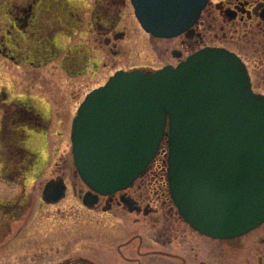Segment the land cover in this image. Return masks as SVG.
<instances>
[{
	"label": "water",
	"instance_id": "95a60500",
	"mask_svg": "<svg viewBox=\"0 0 264 264\" xmlns=\"http://www.w3.org/2000/svg\"><path fill=\"white\" fill-rule=\"evenodd\" d=\"M210 0H131L141 26L174 38L198 22ZM168 137V179L180 216L214 239L264 224V95L246 65L224 48H203L177 66L120 70L88 94L72 128L74 162L89 187L83 203L131 187ZM49 181L48 203L66 196ZM131 212L136 200L123 195ZM148 212V211H146Z\"/></svg>",
	"mask_w": 264,
	"mask_h": 264
},
{
	"label": "flooded vegetation",
	"instance_id": "af4514ba",
	"mask_svg": "<svg viewBox=\"0 0 264 264\" xmlns=\"http://www.w3.org/2000/svg\"><path fill=\"white\" fill-rule=\"evenodd\" d=\"M124 3L126 0H94L93 6L88 7L83 0H0V55L15 66L39 68L60 57L61 36L68 37L88 25L86 33H92L96 50L105 52L107 56L101 63L105 68H114V64L109 65L108 56L120 53L118 42L127 36L126 31L118 27L122 19L121 4ZM85 15L90 17L88 24H84ZM192 31L191 36L188 31L180 35L184 39L180 43L181 49L171 51L173 59L183 61L190 48H194V52L209 47L227 49L246 65L254 92L264 95V0H210ZM103 46L109 48L107 53ZM84 53L83 50L70 49L63 56V67L71 77L82 75L90 66L92 58ZM92 64L98 67L100 63L94 61ZM140 68L153 71L134 66L118 68L113 74L119 70ZM5 88L0 91V163L3 176L16 182L31 173L36 174L44 166V149H47V136L53 123L47 114V97V102H42L33 97L32 92H26V99L17 98L11 94L13 90ZM39 101L42 108L38 106ZM57 114L63 127L70 126L71 138L73 124L70 120H61L63 115L60 112ZM162 160L159 153L133 188H141L148 178L155 179L161 171ZM56 179L65 181L61 176ZM156 183L163 184L159 180ZM128 191L107 197L108 204L83 205V208L104 214L114 212L116 208L129 213H150L149 208L144 209L140 204V211L131 212L117 201L118 195L120 198L122 195L129 196ZM81 192L80 188L76 190L78 194ZM14 197V200H0V264H95V259L86 252L98 254L109 248L108 240L96 242L97 239L88 237L87 234L92 233H87L84 225H79L82 223L65 221L63 225H57L50 219L35 220L43 218L45 212H52L51 206L56 205L47 202L29 204L26 189H21ZM115 201L117 205H114ZM59 211H62L61 208ZM72 228L84 230L75 238L71 236ZM56 240L61 246L54 245ZM260 240L264 241V238L260 237ZM131 242L128 240L119 244L118 252ZM259 256L258 261L264 264V255Z\"/></svg>",
	"mask_w": 264,
	"mask_h": 264
},
{
	"label": "rangeland",
	"instance_id": "374dc122",
	"mask_svg": "<svg viewBox=\"0 0 264 264\" xmlns=\"http://www.w3.org/2000/svg\"><path fill=\"white\" fill-rule=\"evenodd\" d=\"M83 1L88 7L93 6L94 0ZM121 7L122 19L118 27L119 30L126 31L127 36L118 42L120 53L113 57L108 56L109 65L114 64V68L110 66L105 68L101 63L107 56L105 57V52L96 50L92 33H86L88 25L68 37L61 36L60 57L39 68L15 66L0 55L2 70L0 91L6 89L7 81H4L6 78L14 81L16 86L11 94L17 98L26 99V92H36L42 97H47L49 99L47 114L53 123L47 136V149H44L45 164L41 166L42 170L39 169L36 174L31 173L25 179L12 182L3 176L0 163V200H14L15 194L21 189H26L29 192V204H44L46 202L43 200V191L46 184L57 176L65 178L66 196L61 201L52 203L56 205L51 206L54 209H50L52 212H45L43 218L35 220L50 219L57 225L65 221L79 222L82 223L79 225H84L87 233H92L87 234L88 237L97 239L96 242L108 240L110 244L107 251L97 252L98 254L86 252L95 259V264H260L259 255H264V241L260 240V237L264 238V224L249 234L232 240L208 238L184 221L176 208L164 204L161 192L165 185L157 184L156 179L148 178L141 188L132 186V190L130 187L125 190H129L127 194L144 209H150L147 215L143 212L129 213L122 208H116L114 212L106 214L85 211L83 208V196L89 188L77 174L72 140L69 138L70 126L63 127L62 123L58 122L57 112L63 115L61 120H70L72 125L86 95L104 84L109 75L118 68L136 66L155 71L170 63L176 66L180 62L173 59L171 51L181 49L183 36L172 39L156 38L142 28L130 0H126ZM85 16L84 24H88L90 17ZM103 47L107 53L109 48ZM70 49L83 50L92 58L90 66L80 76L71 77L63 67V56ZM194 51V48L187 50L183 59ZM94 61L100 63L98 67L92 64ZM19 81L22 82L24 93H19L21 90L17 87ZM35 104L38 105L37 102ZM39 104L41 107L40 101ZM79 188L83 191L80 194L76 193ZM125 191L121 193L125 194ZM117 201L120 202V195L117 196ZM104 204H108V198L102 196L99 205ZM117 204L115 201L114 205ZM81 230L72 228L71 236L77 238ZM128 240L132 242L122 249L120 254L118 245ZM54 245L61 246V243L56 240ZM80 247L84 249L83 246Z\"/></svg>",
	"mask_w": 264,
	"mask_h": 264
},
{
	"label": "trees",
	"instance_id": "16d2710c",
	"mask_svg": "<svg viewBox=\"0 0 264 264\" xmlns=\"http://www.w3.org/2000/svg\"><path fill=\"white\" fill-rule=\"evenodd\" d=\"M165 151L163 154L162 168L161 171L155 177L156 180L161 181L165 186V189L161 192V199H163L164 204L174 207V203L170 194L168 180H167V151H168V138L162 144V150ZM166 153V154H165ZM175 208V207H174Z\"/></svg>",
	"mask_w": 264,
	"mask_h": 264
},
{
	"label": "bare ground",
	"instance_id": "6f19581e",
	"mask_svg": "<svg viewBox=\"0 0 264 264\" xmlns=\"http://www.w3.org/2000/svg\"><path fill=\"white\" fill-rule=\"evenodd\" d=\"M0 71H2V70H0ZM0 74H2V73L0 72ZM1 76H2V75H1ZM2 77H3V76H2ZM6 77L8 78V76H6ZM4 81H7L6 83H7V87H8V89H10V90L15 89V86H16V85H15L14 81H12V80H10V79L6 80V78H5ZM19 84H20V85H19ZM17 87H18L19 89H21L19 93H24V92L22 91V86H21V83H20V82L17 83ZM31 95H32L33 97L37 98V99H40L42 102H47V98H46V97H42L41 95H39V94L36 93V92H32Z\"/></svg>",
	"mask_w": 264,
	"mask_h": 264
}]
</instances>
